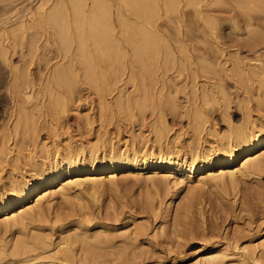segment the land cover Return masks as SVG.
<instances>
[{
	"label": "rangeland",
	"instance_id": "374dc122",
	"mask_svg": "<svg viewBox=\"0 0 264 264\" xmlns=\"http://www.w3.org/2000/svg\"><path fill=\"white\" fill-rule=\"evenodd\" d=\"M23 1L24 3H22V5L24 4L26 5L28 3L33 4V9H35V7H37V4H38L37 3L38 0L36 1L23 0ZM23 1L21 0L20 2H23ZM155 1L153 0V2ZM0 2H1L0 4L3 6H6L8 4L7 1L2 2L1 0ZM253 2L257 4L256 9L261 8L260 0H257V1L253 0ZM150 3H151V0H149L148 5ZM155 3H159L160 5H158L157 7L161 6L163 10L162 9L160 10L156 6H155V9L153 10H156L157 8V10L158 9L159 10L156 12L158 13L161 11L159 14L164 15V10H165L164 3L161 4V0H157V2ZM153 5H156V4L153 3ZM153 5H150V7L152 6L151 8H149L148 6V9L150 10L154 8ZM156 12L154 11V13ZM0 13H1L0 18H2L3 12H0ZM147 13L148 15L149 14L151 15V13L149 12ZM125 14H129V13L126 12ZM173 15H175V13L168 14L167 16L169 18V17H173ZM260 16L261 15L255 14L254 16L255 20H253V23L254 24L257 23L258 26H256V24L254 26H251V28L249 26L247 27V25L243 26V31L245 30L244 32L245 34L242 35L243 40L241 38L242 36L239 37L238 40L235 37H233V39L232 38L229 39L231 42L230 44L233 43L231 46L233 47L234 45L240 46V44H242L241 46L243 47H239L241 48L240 51L239 49L238 51H236L238 48L236 46L234 47L236 49H233L232 47L227 48L226 51L224 52V55L220 58V61L218 59L214 60L215 62L218 61L217 64L220 63L219 65L215 64L214 61H213L214 63L208 62L205 64V62L207 61H202L201 63V60H198V63L195 62L194 65L191 66L181 60L180 54L178 51H175L177 52V54L175 53V55H173L174 58H172L171 54L167 52L166 48L164 50L165 54H163L164 52L162 53L163 49L160 48V51L159 49L156 51L157 54L155 52L151 53V54H154V57L151 54L148 55V57L146 55L141 57V59L143 58L145 61L142 62L143 61L142 60L141 62L144 64L140 62L139 63L140 66H139L138 64L139 60L135 59V56H133L134 58L131 57L132 48H133L132 44L134 45L140 44L139 41L136 40L137 37L135 33L133 32L134 36L131 35L132 29L129 30L127 37H129L131 41L133 39L131 37H135V39H133V42H131V45L128 48L129 49L128 55H126L127 52L123 54L124 51H121V50H124V49H120L121 48L120 46L119 47L111 46L110 50L111 52L112 51L113 52L109 53L110 52L109 51L108 55L110 57L111 56L113 57V58L111 57L113 69H109V68L108 69L111 70L112 74L110 75L111 72L108 70L109 73L107 71L105 79L103 77V80L102 79L101 80L102 82L106 81L105 82L106 85L107 84L109 85L111 83V85L109 86L107 85L108 89L114 84L113 86H114L115 91H113L112 95H110L111 97L108 96L109 101L108 100L106 101V105L104 107L105 110L104 108L103 110L104 112H106L105 114L107 115L111 114V115L119 116V117L122 116L123 119L121 120L120 124L123 122L122 124H125L126 126H128L126 127L124 125L122 126V124L120 125L124 127V128L122 127L120 128L119 133L121 134H118L115 132V130L113 129L114 127L113 125L110 126V129L112 130V133H111L112 138L115 144L119 140L116 144V147L118 146V148L124 149L125 144L130 145L129 142L131 143V141L135 145H138V143H141L137 147H141V146L143 147L145 145L144 147L147 148V147H150L151 145H155L156 144L155 137H154L155 135L153 131L152 133L150 131L151 130L150 123L152 124L151 119L153 117L151 115L152 113H154V115L159 114L164 118L166 116L165 123L168 125V126L166 125L168 128L166 132V135H167L166 137L169 140L167 142L168 143L171 142V144H169V147H171V150L173 151L174 155L175 154L177 155L182 150H185V148L188 149V147L190 146L192 142H193L192 143L193 145L195 144L194 146L198 148L200 147L201 149L203 147L208 148L207 145L209 144H210L209 146H212V147L214 146V143L215 145L217 144V140H218L217 138H219V135H217L216 133H211L209 129L201 133L200 136L194 135L193 126L189 125V122H190V118H192L191 116H194V114H196L198 110L199 112L200 110L201 112L202 110L204 112L205 111L207 112V109L210 108V106L216 109V112L214 116H212L211 121L215 122L216 120V122H218L217 129L218 131L222 129L221 131L222 133H224L225 131L227 132V127L229 126V123L226 120L222 122L221 118H219V115L221 113L223 115V107L224 108L226 106L229 107V112L231 113L230 121L232 123L233 122L234 123L236 122V124L243 123V113L245 111L244 108L246 106H250V108L252 109L251 114L254 116V118L258 119L257 114L261 115L264 118V106L255 105L257 104L256 103L257 100L255 99L257 96V93L259 91L260 92L264 91V70L262 71V69H264V64L261 67L262 73H260L261 71L259 72L258 70L253 71L252 67L250 68L249 64H247L248 62L255 64V62L253 61L254 60L253 58L256 56L261 57L264 61V41H261L262 34H260V33H263L264 30L263 32L261 31L263 27L261 24L262 20ZM131 19H132L131 22L133 24L134 17L132 15H131ZM51 26L52 25H50L48 31H52L51 28L55 26L58 27L57 25H53L52 27ZM252 27H255L256 29ZM251 29H254V30L251 31ZM31 30L36 34V35L34 34L36 37L39 36L40 38V39L38 38L39 42L35 40L36 37L33 36L32 34L33 32ZM53 30H56V29H53ZM258 30H260V33ZM25 31L27 32V33L25 32V37L27 38L24 37L21 40V36H20L21 33L19 32H18L19 37L18 36L15 37L14 40L17 41V47L15 48V50L11 47L9 48V52L7 55L8 62L4 57L1 58V56H3L2 55L3 50L6 51L5 49H7V47L5 46L7 43L5 42V45H2L3 44L2 40H1L2 43H0V49L2 50V52L0 53V80H1L0 81V135L2 136L0 137L2 139L0 141L2 142L7 141L6 144L10 145V147L12 145L11 148H14V152L11 155V157L17 158L16 164H13L11 160H8L6 163L7 167L4 170L0 171L1 173L0 174V185H1L0 188L4 187V189L8 188L9 182H10V179H9L10 177H8L7 175L10 176L14 174L15 177L16 176L20 177L22 176V174L30 175L32 173L33 165H35V162H42L43 160H46V157L42 156L40 152V144H42V142H45V140L46 142L47 141L49 142L48 146L51 148L52 151L58 147L62 148L64 147V145L66 144L68 145L69 143L71 145L72 144L74 145V144H79L82 142V144H84L85 146L88 144L85 142L84 137H82V134H80L81 136L78 134L80 133V131L77 132L78 131L77 124L78 123L80 124L81 121H83L81 119H84V117L87 118L86 117L88 115L87 112H89L87 110V106L89 105L88 103H90V100L88 98V91H87L88 88H86V87H89L88 85H90L89 83H87L88 82L87 79H89V77L86 76L85 73H83L85 72L84 69H81L82 67L85 68L84 67L85 60H83V58L80 59L79 58L80 56H77L76 54L77 49L71 48L73 45L72 46L70 45L71 46L70 51L68 50L69 49L68 46H67L68 48L67 47L65 48L66 46L65 44L64 46L60 45L61 47H64L63 50L61 47H60L61 49L58 48V45L61 44V41H62L61 38L59 37L56 38V39L59 38L60 43L58 40H57L58 42L56 43H51L50 41L54 42V36L50 35V37L52 38L51 40L50 38H48L49 36L48 37L43 36L45 33V30L38 29L37 27L34 30L33 28L32 29L27 28L25 29ZM255 31L259 33V36L257 35V33H255V35H257L258 37H261L260 41L255 42V40H253L254 37L255 38L257 37L253 34ZM30 35H32L33 37ZM11 36H10L11 39L14 38V36L12 37ZM28 38L34 39L36 45L38 46V48H36L37 50L33 49L32 48L33 46L31 47V45H29L30 44L29 41L31 39L29 40ZM44 38L45 39L47 38L50 40V41L48 40V44H45L46 41ZM18 40H20L19 42L21 44H19ZM240 40L241 42H238ZM247 40L248 41L253 40L252 42L253 44L252 43L250 44V41L248 42ZM49 42H50V46H49ZM254 42L257 44L255 45ZM247 43L249 44V46L246 45ZM52 44H53V47L51 46ZM54 45H56L57 47ZM26 46H28V49ZM176 46L177 44H175V46L173 44V48ZM250 46L252 48H250ZM118 48H119V51H118ZM12 49H13V52L15 51L14 54L12 52ZM53 49H56V50H53ZM27 50H29L33 54ZM73 50L75 51V53L73 52ZM116 50L119 52L118 53L119 56L117 55ZM175 50L177 49L175 48ZM234 50L236 51V54ZM26 51L32 55H30ZM56 51L58 52L56 53ZM120 51L122 52V54ZM64 52H66V55L67 54L68 55L65 56V59H62V55ZM229 52L231 53L233 58L235 57V55L238 56L237 59L239 61H236V57L232 59V57H230L231 55L229 54ZM73 53L76 55H74ZM159 54L160 56H158ZM166 54L168 58L166 57ZM71 55H73L74 58ZM123 55L125 56V59ZM23 56H26L24 58L29 57V59L27 58L28 60L32 61L33 63L34 61L35 63H37V65L31 64V66H29V72H31L30 75L32 74L31 77H33V78L30 77V78L32 79V81H34V84H36L35 89L37 91L35 90L34 92H32V95L34 94L33 96L35 97L34 99H32L33 101L32 100L30 101H32L33 103L28 102L29 104H26L28 105V108L31 110V112L29 110V115H28V117H30L31 120L28 117L25 119L24 117L22 116L20 117L19 115V118H20L19 125L20 126H18L19 128L18 127L16 128V131L19 132L17 133L15 132V125H14L15 122L12 121V118L13 120L16 118L12 116V114H16L15 113L16 108L15 106H13L14 104L11 100L12 98H10L11 95L9 94V89L11 87L10 86L11 85V67L12 68L17 67V69H20L22 76L20 77L19 81L20 82L25 81V76L23 74H25L26 68L23 69L24 68L23 63L25 61ZM115 56L116 57L118 56V59H114ZM239 56L242 57L243 59L240 58ZM30 57H33V60H31ZM67 57L68 58L70 57L69 58L70 60H67L68 59ZM77 57L80 60L79 59L77 60ZM81 57H82V54H81ZM146 57H147V60H146ZM45 58L48 60L46 61ZM75 58L77 62L79 61L78 65H77V62H75ZM166 58L168 60H166ZM160 59L161 60L163 59V60L161 61ZM169 59L172 62V64L174 61L175 65L173 64L174 65L173 67L169 66L171 64V63L169 64L170 62ZM50 60L52 63L50 62ZM113 60L115 62H113ZM127 60L129 61L128 64H127ZM130 60L132 63L130 62ZM157 60H158L157 63L159 65L154 63ZM177 60H180V64L178 63L179 61ZM195 60L197 61V59ZM234 60L236 62L235 64H233ZM240 60H243V61L245 60L244 61L245 63L242 65ZM246 60L247 61L249 60V61L247 62ZM65 61H67V64H68V65L65 64L66 66L65 70L67 71L65 70L62 71L65 67L64 66ZM70 61L72 62L74 61L73 62L74 64L71 63L72 66H70L69 64ZM80 61L83 63H81ZM146 61L148 63H145ZM149 62L151 64L153 62V64L150 65L151 67H149V64H150ZM163 62L164 64L168 66H164ZM181 62L182 63L184 62V65L181 64ZM196 63L199 69L197 68ZM145 64H147L148 67L145 66ZM154 64H156L157 66H155ZM207 64L209 65L208 67H206ZM236 64L239 66L241 65L242 67L244 66L243 67L244 70L243 68L237 66ZM256 64L259 65L260 63H256ZM57 65H60L62 69L58 68L59 66L57 67ZM131 65H133L134 67H132ZM188 65H189V68H188ZM246 65H248L249 67L247 66L248 68H246L245 67ZM68 66H70V68L72 67L73 71ZM130 66L132 67V69L129 68ZM161 66L165 67V69H163ZM56 67L58 68V70L60 69V71H62V73L64 74V75L62 74L63 76L60 74V71L55 70ZM127 67L129 68V72H128ZM238 67H239V70H238ZM52 68H53V71H51ZM150 68H153V70ZM181 68H185V69L180 70ZM202 68L204 71H206L204 72L205 74L202 73L203 72ZM209 68L212 69V71L209 70ZM135 69L136 71L134 73L133 71ZM249 69L252 71H250ZM115 70L116 72H118L119 70H121L122 72L119 71L121 73H116ZM144 70H148V71L145 72ZM50 71L53 73H51ZM68 71L70 72L68 73ZM71 71L76 73L77 75L75 74L72 75L73 73L71 74ZM143 71L145 72L144 74L146 76L143 75ZM153 71L154 72L156 71V72L153 73ZM115 73L117 74L116 76H115ZM52 74L53 75L58 74V75L53 76ZM51 75L52 77H50ZM108 75H109V79L111 78L110 80L108 79ZM57 76L61 77L62 80L61 78L58 79ZM79 76H84V77H82L83 79H81V77ZM112 76H113V80L115 79V81L112 80ZM128 76L131 79L130 82H128L129 81V78H127ZM48 77H50L51 80ZM74 77H76V80H74L75 79ZM47 78H48V81H47ZM63 78H65L66 80ZM49 80H50L51 86L49 85ZM82 80H84L85 84H83ZM118 80L120 81V83L118 82ZM57 82H59V84ZM60 82L63 84H61ZM139 82L141 86L138 84ZM54 83H57V84L54 85ZM105 84L104 86H106ZM48 85L52 89L47 88ZM63 86L65 89L63 88ZM121 86H122V89H121ZM135 86H136V89H135ZM50 90L52 91V93ZM136 90H138L137 93L139 94L141 93L144 95L145 93L146 96L145 95L144 96L146 98L145 99L146 102L144 104L146 105H141V107L137 105L136 107L133 104L135 107L132 105L133 107L129 106L128 108H126V106L122 107L118 105V102L116 100L120 96L123 97L124 99L125 97H127V95H129V93L130 95H133L134 92H136ZM121 92L124 93V95ZM112 97L114 98L112 99ZM63 101L66 102L65 105L64 103H62ZM93 105L96 106L94 107L95 112L96 110H99L98 104L95 105L94 103ZM35 106L37 108L34 111V109L32 110V108H34ZM19 111L20 110L17 108V114H16L17 118H18V114H21ZM32 111H34L35 113ZM142 111L148 117L146 119L147 121L144 122L146 125V126H143L144 128L140 129L139 126H136L137 123L134 126V123H130V122L128 123L126 118H124L130 115L131 113L135 114L136 118H139L138 117L139 114L137 113H140ZM30 113L31 114L34 113L33 114L34 117ZM235 113L236 114L238 113V117L237 115L236 116L234 115ZM49 114L52 116V118ZM67 116L72 117L70 118V121H69L70 124L67 123L65 120V117ZM77 117L78 118L81 117V119H78ZM17 118L14 121H17ZM37 118L38 120H36ZM51 119L53 122L54 121L55 122L53 123ZM23 120L26 123V126L23 125L24 124ZM86 120L87 119H84V122H82L80 126L84 127V125L87 122ZM147 122H149V124ZM221 122L223 125H221ZM36 123L38 124V126L36 125ZM112 123L116 124L115 120H113ZM28 125L30 126L28 127ZM95 125L96 123L93 126ZM130 125L133 128L130 127ZM7 126H11L12 127L11 130L14 129L13 130L14 133H12L11 130H9L10 132L7 133L8 130L5 129V127L7 128ZM35 126L38 127L36 129H39V130H36L38 133L34 130ZM48 126H50L49 128L51 129L48 128L49 130H47L46 127ZM51 126H53V129ZM87 126L85 125L86 128H88L90 125L88 127ZM128 129H131V130H128ZM3 133L5 137H3L4 136ZM115 133L118 135H116ZM133 134L135 137L133 136ZM8 136L10 138H8ZM80 138L81 140H79ZM68 139L70 141H68ZM167 139H165V142ZM194 139H197V141L196 140L193 141ZM198 139L200 140L198 141ZM66 140L68 141V143ZM96 141L97 139L95 138L94 140H92V142H90V144H93ZM151 141L153 144L151 143ZM145 142H148V144H144ZM201 145L203 146L201 147ZM182 147L183 148L185 147V148L183 149ZM15 152H17L18 155ZM262 152L263 151L259 153V157L262 156V159L264 160V152L263 153ZM207 174L209 176L210 174L212 175L213 172H208ZM162 175H163L162 173H157V174H153L149 172L140 173L139 171L136 172L135 174L120 173L119 176H116L117 179L115 178L113 182L108 180L109 178H103L105 176L103 177L99 176V178H102V180L104 179V181H102L101 185L98 187L97 190H93L90 188L89 185H86L84 187L75 188L74 189L75 192H71V194H69L66 198L57 197L52 201L44 200L42 202V208H44L43 215L35 218V220L33 219L32 222L27 225L26 230L28 231L29 236H31L32 233H33L32 234L33 237H36L42 234L43 236L44 235L47 237L49 236L48 240H50L49 242L51 246L49 250L46 251L47 253L44 256L42 254L44 253L43 251L41 250L37 251L40 254H42V257H41L42 259L40 258L41 255L39 257H36L35 252H34L32 253V256H30L31 258L28 257L29 260L28 258L26 259L27 262H21V263L22 264L24 263L25 264L26 263L27 264L48 263V261H52V259L55 258L56 260H53L54 264H57L56 262H58V264H79V263L81 264L82 262L84 264H205L206 261H208L211 256L213 257L211 260L212 264H264V167H263V170L262 169L259 170L258 172L252 174L250 177H246V178L240 177L238 180V184H235V185L229 184V183L225 184V183H222L220 180L219 181L208 180L205 185H202L200 188L196 190L188 189V187L183 186V185L173 186L170 183V180L163 178ZM200 177L201 176L198 175V178ZM188 203H191V209L186 208L187 207L186 205ZM88 209L90 210V212ZM192 209L194 211H192ZM189 210H191V212ZM84 218L87 220L85 221ZM1 219L2 218L0 217V220ZM27 231H23V232L27 233ZM76 231L78 233H75ZM80 231L83 234H81ZM96 236L97 238H95ZM65 237H67V239L69 237L68 239L69 241ZM62 238L63 240L64 239L67 240L66 244H69L70 245L69 247H67L68 245L66 244L62 245L63 243ZM98 238L100 240H103V242L97 241ZM4 239H5L4 236L0 237V245L2 242L4 243ZM85 239H88L90 241H86ZM88 242H90V244ZM98 242H100V244H98ZM57 244L58 245L60 244V245L58 246ZM87 245L89 247L90 246L92 247V252L90 250L91 247L88 248ZM57 246L61 248H64V247L70 248L68 251V254L66 252L67 248L62 249V251L60 250V254L56 253L55 252L56 249L57 251H59V248H57ZM64 250L65 252H63ZM48 253L50 256L47 255ZM53 253L58 254V255H55ZM71 253H72V256H71ZM81 254L82 255L85 254V256L82 257ZM46 255L50 258L52 256L53 258L50 260L48 259ZM60 255L61 257L63 255L65 256L68 255L69 256V257L67 256L68 260L65 257L67 261H61ZM79 257L84 258V259L79 260L78 262L77 259H79ZM36 258H38L39 260ZM13 259L14 258H12L11 256H8L7 258L0 261V264H7V263L16 264V262L14 261H16L17 259L16 260H13ZM20 259L22 260L25 258H20ZM32 259H34L35 262H33L34 260ZM85 259L87 261H85ZM21 263H17V264H21Z\"/></svg>",
	"mask_w": 264,
	"mask_h": 264
},
{
	"label": "bare ground",
	"instance_id": "6f19581e",
	"mask_svg": "<svg viewBox=\"0 0 264 264\" xmlns=\"http://www.w3.org/2000/svg\"><path fill=\"white\" fill-rule=\"evenodd\" d=\"M3 1H5V2L7 1L8 6L7 5L3 6L0 4L1 5L0 7H2V6L4 7V8L3 7L0 8V12H3L2 18H0V43L3 42L2 45H5V42H6L7 44L5 46L7 47V49H5L6 51L3 50V52L0 49L1 50L0 53L2 52V55H3V56H1V58L4 57L8 62L7 55L9 52V48L11 47L15 50V48L17 47V41L14 40L15 37L16 36L19 37V33H21L20 36H21V40H22L25 37V32H26L25 29H27V28H29V29L33 28V30H34L35 28L38 27V29L45 30V33L43 36H45V37L49 36L48 38H50V40L52 39L50 37V35L51 36L53 35L54 36V42L50 41L47 38L46 39L44 38L46 41L45 44H48V40L51 43H56L58 41L60 43L59 38H61V40H62L61 44L57 43V44H59L58 48L61 47L60 45L64 46V44H65L66 45L65 48L68 46L69 47L68 50L70 51V47L73 45L71 48L77 49L76 50L77 56H80L79 57L80 59L83 58V60H85V62H84L85 65L83 64L85 68L82 67L81 69H84L85 72H83V73H85L86 76L89 77V79L85 78L88 81L87 83L90 84V85H88L89 87H86V88H88V90H87L88 91V98L90 100V103H88L89 105L87 104L88 105L87 110L89 112H87L88 113V115L86 116L87 118L84 117V119H87L86 121L88 122V124L86 122L85 125L86 126L90 125V126L89 127L87 126L88 128H86L85 125H84V127L80 126V124L82 122H84V119H81V117L80 118L77 117L78 119L83 120V121H81L80 124L79 123L77 124L78 125V128H77L78 131L77 132L80 131V133H78V134L79 135L82 134V137H84L85 142L88 143L86 146L84 144H82V142L79 144H74V145L73 144L71 145L69 143L68 145L67 144L64 145V147H62V148L58 147L52 151L51 148L48 146L49 142L48 141L46 142V140H45V142H42V144H40V152H41L42 156L46 157V160H43L42 162H35V165H33L32 173L30 175H23L22 174V176H20V177H17V176L15 177L14 174H12L10 176L7 175L8 177H10L9 178L10 182H9L8 188L7 189H4V187L0 188V217L2 218L0 220V237L4 236V238H5L4 243L2 242L0 245L1 246V248H0V261L7 258L8 256H11L12 258H14L13 260L17 259L16 261H14V262H16V264L21 263V262H27L26 259L28 257L32 256V253H34V252H35L36 257H39L41 255L40 256V258H41L42 254L44 256L47 253L46 251H48L50 246H51V244L49 242L50 240H48L49 236L48 237L45 235L43 236V234H42V235H38L36 237H33V235H32L33 233L31 234V236H29L28 231L26 230L27 225L29 223H31L33 219L35 220V218L43 215V209L44 208H42V202L44 200L52 201L57 197L66 198L69 194H71V192H75L74 191L75 188L84 187L86 185H89L90 188L93 190H97L98 187L101 185L102 181H104V179L102 180V178H99V176H102V177L105 176L103 178H109L108 180L113 182V180H115L116 176H119L120 173L135 174L138 171L140 173L141 172L142 173L143 172H149V173H153V174L162 173L163 174L162 177L165 179H169L170 183L173 186L183 185V186L188 187V189L196 190V189L200 188L202 185H205L208 180H217V181L220 180L222 183H225V184L229 183V184L235 185V184H238V180L240 177H244V178L250 177L252 174L258 172L259 170H261V169L263 170L264 160L262 159V156L259 157V153L261 151L264 152V118L259 114H257L258 119L254 118V116L251 114L252 109L250 108V106H246L244 108L245 111L243 113V123H241V124H236V122L235 123L233 122L234 123L233 124L230 121L231 113L229 112V107L228 106H226L225 108L223 107V115L221 113L219 115V118H221L222 122L224 120H226L229 123V126L227 127V132L225 131L224 133L221 132L222 129L220 131H218V129H217V125H218L217 123L218 122H216V120H215V122L211 121L212 116H214V114L216 112V109L212 108L211 106H210V108L207 109V112L206 111L204 112L203 110H202V112H201V110L199 112V110H198V112L196 114H194V116H191L192 118H190L189 125L193 126L195 136L196 135L200 136L201 133H203L207 129H209V131L211 133H216L217 135H219V138H217L218 139L217 144L215 145V143H214L213 147L209 146L210 145L209 144V145H207L208 148L203 147L201 149L199 147L200 148L199 149L198 147L194 146L195 144L194 145L192 144L193 142L191 140L192 143L190 144V146L188 147V145H187L188 149H186L184 147L185 150H182L177 155L176 154L174 155L173 151L171 150V147H169V144H171V142L170 143L167 142L169 140L166 137L167 136L166 132L168 129L167 128L168 125L165 123L166 116L164 118L159 114L154 115V113L151 114L153 117L151 119L152 124L150 123V125H151L150 131H151V133L153 131V133L155 135L154 136L155 137V143H156L155 145H151L150 147H147V148L144 147L145 145L143 147L142 146L137 147L141 143H138V145H135L130 140L132 144L130 142H129L130 145L125 144V148L123 147L124 149L118 148V146L116 147V144L119 140L115 144V142L112 138V134H111L112 130L110 129V126L113 125L114 126L113 129L115 130V132L118 134H121V133H119L120 128L123 125L124 126H126V125L122 124L123 123L122 122L121 123L122 126H120L121 125L120 122L123 119L122 116L119 117V116H114L111 114L110 115L105 114L106 112H104V110H105L104 107L106 105V101L109 98L108 96L112 95V93H113V91H115V89L113 86L114 84L108 89V87H107L108 84L106 85L105 84L106 81L102 82V80H103V77L105 79L107 71L109 69H113V66H112L113 64H112V59H111L112 56L110 57L108 55L109 51H110L109 53L113 52V51L111 52V50H110L111 46H118V47L120 46L121 47L120 49H124V50H121V51H124L123 54L126 52H127L126 55L129 54L128 48L130 47L131 42H133V39H135V37H131V38H133L131 41L130 38L127 37V34L129 32V30H131V29H132L131 35L134 36V34H133V32H134L136 37H137L136 40L139 41V43H140L138 45L132 44L133 48H132V56L131 57L135 56V59L139 60L138 64L142 60H143L142 62L145 61L143 58L141 59V57H143L144 55H146L148 57V55H150L151 53H154V52L156 53V51L158 49L160 51V48L163 49L162 53L164 52V50L166 48L167 52L169 54H171L172 58H174L173 55H175V53L177 54V52H175V51H178L180 54L181 60L184 61L186 64H189L191 66H193L195 62L198 63V60H201V63H202V61H207V62H205V64L208 62L214 63L215 59L216 60L218 59L220 61V58L224 55V52L226 51L227 48L232 47L233 49H236V48H234L236 45H234V47L231 46L233 43L230 44L231 42L229 39H231V38L233 39V37H235L238 40L239 37H241L243 34H245L244 33L245 30L243 31L244 25H247V27L249 26L250 28H251V26H254L255 24H256V26H258L257 23H255V24L253 23V20H255V17H254L255 14L261 15L260 18L262 20L261 24L263 27V29L261 31L263 32V30H264V0H260L261 8H258V9H256L257 4L255 2H253V0H161V4L164 3V6H165L164 15L159 14L161 11L158 13L156 12L159 9L163 10V8H161V6L157 7L158 5H160L159 3H155V2H157V0L156 1L154 0L155 2H153V0H151V3L149 5H148L149 0H38L37 1V3H38L37 7H35V9H33V4H30V3H28L26 5L25 4L22 5V3H24L23 0H22L23 2H20L21 0H2V2ZM32 1H36V0H32ZM152 2L156 5H153ZM150 5H153L154 8L149 10L148 6H149V8L152 7V6L150 7ZM155 6L159 9L157 10V8H156V10H153V9H155ZM162 7H163V5H162ZM125 11L128 12L129 14H125L126 13ZM154 11L158 14V16L156 13H154ZM147 12L151 13L152 16L154 14H156V15H154L152 17L150 14L148 15ZM174 13H175V15H173V17L168 18V16H167L168 14H174ZM131 15L134 17L133 24L131 22L132 21ZM50 25H52V26L57 25L58 27L55 26V27L51 28L52 31H48ZM252 28L256 29L255 27H252ZM53 29H56V30H53ZM254 29H251V31ZM57 30H59V31H57ZM256 31L254 33L253 32L252 33L254 35H255V33H257V35L259 36L260 30H258L259 33ZM11 34H12V36H14V38H12V39L10 38ZM32 34H33V36L36 35L34 32ZM39 34H41V33H39ZM260 34H262V38L255 35V36H257L256 38L254 37V39H253V40H255V42L260 41V38H261V41H264V32L260 33ZM30 36H32V35H30ZM57 37H59V38L56 39ZM25 38H27V37H25ZM38 38H39V36H37L35 40H37L39 42ZM241 38L243 40V36ZM28 39L30 40L31 38H28ZM32 39L30 41L28 40L30 43L29 45H31V47L33 46L32 47L33 49L38 48L34 39L33 40ZM251 39H252V37H251ZM1 40H2V42H1ZM253 40H251V41L249 40L250 44L253 42ZM19 41L20 40H18V42ZM90 41H91V43H90ZM50 42H49V46H50ZM232 42H233V40H232ZM238 42H241V40ZM255 42H254V44L256 45L257 43H255ZM260 43H262V42H260ZM19 44H21V43L19 42ZM173 44H174V46H175V44H177V46L173 48ZM234 44H236V43H234ZM241 45L242 44H240V46L239 45L236 46V47H238L236 51H238V49L240 51L241 48H239V47H243ZM246 45L249 46L248 43ZM246 45H244V46H246ZM51 46L53 47V44ZM54 46H56V45H54ZM26 47L28 49V46H26ZM31 47H29V48H31ZM61 48L63 50L64 47H61ZM114 48H116V47H114ZM175 48L177 50H175ZM250 48H252V47L250 46ZM255 48H256V46H255ZM13 49H12V52H13ZM56 49H53V50H56ZM242 49H244V48H242ZM29 50H27V51H29ZM16 51H18V50H16ZM118 51H119V48H118ZM118 51H117V55L119 56ZM236 51H235V54H236ZM249 51H251V50H249ZM10 52H11V50H10ZM14 52H13V54H14ZM29 52H27V53H29ZM57 52L58 51H56V53ZM73 52L75 53L74 50H73ZM30 53H32V52H30ZM67 53H69V52H67ZM162 53H160V54H162ZM32 54H30V55H32ZM76 54H74V55H76ZM81 54H82V57H81ZM121 54H122V52H121ZM160 54L158 56H160ZM163 54H165V52ZM167 54H166V57H167ZM229 54L231 55L230 52H229ZM63 55H62V59H65V56H67L68 54L66 55V52H64ZM151 55L154 57V54H151ZM26 56H23V58ZM43 56H44V54H43ZM71 56H73V55H71ZM118 56L117 57L115 56L114 59H118ZM50 57H52V56H50ZM147 57H146V60H147ZM230 57H232V55ZM235 57H236V61H239L237 59L238 56L235 55ZM27 58L29 59V57H27ZM27 58H24L25 61L23 60L24 61V63H23L24 68L23 69L26 68L25 74H23L25 76L24 82L19 81L20 77L22 76L20 69H17V67L12 68L10 66L11 67V85H10L11 87L9 89V94L11 95L10 98H12L11 100L14 104L13 106H15V108H16L15 113L17 114V108L20 110L19 112L21 113V114H18V118H17L16 114H12V116L14 118L15 117L17 118V121H14L16 118L14 120L12 118V121L15 122V124H14L15 125V132H17L16 128L18 126H20L19 125V123H20L19 115H20V117L22 116L25 119L28 117L30 109L28 108V105H26V104H29L28 102H32L33 101L32 99H34V97H35V96H33L34 94L32 95V92H34L36 90L35 89L36 84H34V81H32V79H31L33 77H31L32 74L30 75L31 72H29V66H31V64L37 65V63H35V61L33 63L32 61L28 60ZM69 58L67 60H70ZM73 58H74V56H73ZM79 58L77 57V60ZM167 58H166V60H168ZM234 58L232 57V59H234ZM240 58H242V57H240ZM30 59L33 60V57H30ZM120 59H121V57H120ZM124 59H125V56H124ZM150 59H151V57H150ZM154 59H156V58H154ZM177 59H179V58H177ZM195 59H197V61ZM253 59H254L253 61L255 62V64L248 62L249 60L248 61L246 60L248 62V63L247 62L246 63L249 64L250 68L252 67L253 71L258 70L260 72L262 69L261 67L264 64L263 59L259 56H256ZM9 60H11V59H9ZM47 60L48 59H46V61ZM222 60H224V59H222ZM62 61H64V60H62ZM169 61H170V59H169ZM177 61H179L178 63L180 64V60H177ZM244 61L240 60L242 65L245 63ZM50 62H51V60H50ZM73 62L72 61L69 62L70 66H72L71 63H73ZM75 62H77L76 58H75ZM113 62H115V61L113 60ZM128 62L129 61L127 60V64H128ZM130 62H131V60H130ZM157 62H158V60L155 61L154 63L159 65ZM184 62L183 63L181 62V64L184 65ZM217 62H215V64H217ZM41 63H42V61H41ZM78 63H79V61L77 62V65H78ZM81 63H83V62H81ZM145 63H148V62L146 61ZM170 63L172 64L171 61L169 62V64ZM197 63H196V66L198 68ZM235 63L236 62L234 60L233 64H235ZM256 63H260L261 65L260 64L258 65ZM65 64H67V61H65L64 66H65ZM142 64H144V63H142ZM152 64H153V62H152ZM152 64L150 63L149 67H151L150 65H152ZM156 64H154V65L157 66ZM171 64L169 66L173 67L175 65L174 61H173L174 65L173 64L171 65ZM219 64L220 63H218L217 65H219ZM8 65H10V64H8ZM23 65H22V67H23ZM163 65L168 66V65L164 64V62H163ZM189 65H188V68H189ZM70 66H68V67L70 68ZM114 66H115V64H114ZM131 66L134 67L133 65H131ZM131 66L129 67L130 69H132ZM139 66H140V64H139ZM145 66H147V64H145ZM204 66H206V65H204ZM208 66L209 65L207 64L206 67H208ZM237 66H239V65H237ZM247 66L248 65H246L245 67L248 68L249 66L248 67ZM57 67L62 69V67H60V65H57ZM116 67H117V65H116ZM161 67L163 69H165V67H163V66H161ZM206 67H205V69H206ZM239 67L243 68L244 66L242 67L240 65ZM239 67H238V70H239ZM56 68H55L56 71H60V69L58 70V68L57 69ZM65 68H66V66L64 67V69L62 71H64ZM129 68H128V72H129ZM70 69L72 70V67ZM150 69L153 70V68H150ZM157 69H159V68H157ZM182 69H185V68H181L180 70H182ZM214 69H215V67H214ZM202 70H203V68H202ZM209 70L212 71V69H210V68H209ZM243 70H244V68H243ZM263 70L264 69H262V71ZM51 71H53V68ZM56 71H55V73H56ZM62 71H60L61 75L63 74ZM65 71H67V70H65ZM72 71H71V74L73 73L72 75H74V74L77 75L76 73H74ZM109 71L111 72V70H109ZM109 71H108V73H109ZM119 71H121V70H119ZM119 71L116 72V70H115L116 73L122 72V71L121 72H119ZM135 71H136V69L133 72L135 73ZM144 71L147 72L148 70H144ZM144 71H143V75H145ZM211 71H209V72H211ZM250 71H252V70H250ZM262 71L260 73H262ZM69 72L70 71H68V73ZM155 72L153 71V73H155ZM204 72H206V71L203 70L202 73H204ZM240 72H242V71H240ZM51 73H53V72H51ZM57 73H59V72H57ZM116 73H115V76L117 75ZM153 73H151V74H153ZM244 73H246V72H244ZM111 74H112V72L110 73V75ZM122 74H124V73H122ZM136 74H137V72H136ZM52 75L50 77H52ZM56 75H58V74H55L53 76H56ZM113 76H112V80H113ZM129 76L127 77V78H129L128 82L131 81ZM50 77H48V78L50 79ZM79 77H81V79H83L82 77H84V76H79ZM140 77H141V75H140ZM48 78H47V81H48ZM57 78L60 79L61 77L57 76ZM74 78H75L74 80H76V77H74ZM63 79H65V78H63ZM108 79H109V75H108ZM50 80H49V85H50ZM56 80H55V82H56ZM61 80H62V78H61ZM84 80H82L83 84H85ZM121 80H122V78H121ZM113 81H115V79ZM118 82L120 83L119 80H118ZM9 83H10V81H9ZM19 83H21V84H19ZM38 83H39V81H38ZM57 83L59 84V82H57ZM57 83H54V85ZM87 83H86V85H87ZM61 84H63V83H61ZM104 84L106 86H104ZM138 84L140 85V82ZM49 85L47 88H50L51 85L50 86ZM109 85H111V83ZM63 88H64V86H63ZM50 89H52V88H50ZM68 89H69V87H68ZM121 89H122V86H121ZM135 89H136V86H135ZM138 90H136V92H134L133 95H130V93H129V95H127V97H125L124 99H123V97L120 96L116 100L118 102V105H120L122 107L126 106V108H128L129 106L133 107L134 105L136 107H137V105H139L140 107H141V105H146V104H144L146 102L145 101V99H146L145 93H144L145 96L141 93L139 94V93H137ZM66 91H67V89H66ZM120 91H122V90H120ZM51 93H52V91H51ZM69 94H70V92H69ZM122 94L124 95V93H122ZM114 97H112V99ZM58 98H59V96H58ZM255 99L257 100V102H256L257 104H255V105L264 106V91H262V92L259 91L257 93V96ZM30 100H32V101H30ZM53 101H55V100H53ZM64 101H65V99H64ZM64 101L62 103H64V105H65L66 102H64ZM94 103H95V105L98 104V107H99V110H96V112L94 111V109H95L94 107H96L93 105ZM115 103H114V105H115ZM48 105H49V103H48ZM92 105H93V107H92ZM60 106H62V105H60ZM224 106H225V104H224ZM36 108L37 107L35 106L34 108H32V110L34 109V111H35ZM103 108H104V110H103ZM64 110H65V108H64ZM34 111H32V112H34ZM143 111L140 113H137V114H139V116H138L139 118H136L135 117L136 115L132 114L131 112H130L131 113L130 115H128L124 118H126L128 123L129 122L134 123V126L137 123L136 126H139L140 129L144 128L143 126H146L144 122L147 121L146 119L148 117L144 114ZM30 112H31V110H30ZM33 114H31V115H33ZM118 114H120V113H118ZM128 114H129V112H128ZM234 115L235 116L237 115V117H238V113L237 114L235 113ZM33 117H34V115H33ZM28 118L30 119V117H28ZM51 118H52V116H51ZM70 118H72V117L71 116L65 117V120L67 123H69ZM54 119H56V118H54ZM36 120H38V118ZM113 120H115L116 124L112 123ZM51 121H52V119H51ZM23 122H24V120H23ZM74 122H76V121H74ZM222 122H221V125H223ZM29 123H30V121H29ZM31 123H32V121H31ZM37 123H38V121H37ZM37 123H36V125L38 126ZM95 123H96V125L93 126ZM147 123L149 124V122H147ZM69 124H68V126H69ZM23 125L26 126V123L24 122ZM51 125H53V124H51ZM75 125H76V123H75ZM131 125H133V124H131ZM131 125H130V127H132ZM29 126L30 125H28V127ZM31 126H32V124H31ZM49 127L50 126L46 127L47 130L51 129ZM51 127L53 129V126H51ZM126 127H128V126H126ZM11 128H12L11 126H7V128L5 127V129L8 130L7 133L10 132L9 130H11ZM36 128H38V127H36V126L34 127L35 131L39 130ZM122 128H124V127H122ZM42 129H43V127H42ZM13 130H11L12 133H14ZM128 130H131V129H128ZM4 133H3V135H4ZM17 133H19V132H17ZM75 133H76V131H75ZM118 134H116V135H118ZM49 135H50V133H49ZM38 136H39V134H38ZM133 136H134V134H133ZM208 136H210V135H208ZM1 137H0V140L2 139ZM3 137H5V135ZM32 137H34V136H32ZM8 138H10V137L8 136ZM95 138L97 139V141L93 144H90V142H92V140H94ZM5 139H7V138H5ZM165 139H167L166 142H165ZM79 140H81V138ZM84 140H83V142H84ZM195 140L197 141V139H194L193 141H195ZM199 140L200 139H198V141ZM68 141H70V140L68 139ZM68 141H67V143H68ZM6 142L0 141V171L4 170L7 167L6 163L8 160H11L13 162V164L17 163V158L11 157V155L14 152V148H11L12 145L10 147V145L6 144ZM148 142H145L144 144H148ZM72 143H73V141H72ZM151 143H152V141H151ZM36 144H37V142H36ZM202 146L203 145H201V147ZM33 147H35V146H33ZM15 153L17 154V152H15ZM9 165H10V163H9ZM208 172H213V174L212 175L210 174L208 176V174H207ZM196 174H197V176H196ZM198 175L201 177L198 178ZM186 206H187L186 207L187 209H191V203H188ZM199 206H201V205H199ZM196 209H198V208H196ZM189 211L191 212V210H189ZM192 211H194V210L192 209ZM199 211H200V209H199ZM89 212H90V210H89ZM89 214H87V215H89ZM203 214H204V212H203ZM86 217H88V216H86ZM86 220L87 219H85V221ZM23 231H27V233L23 232ZM75 233H78V232L76 231ZM80 233H81V231H80ZM81 234H83V233H81ZM65 238L67 239V237H65ZM95 238H97V236ZM95 238H94V240H95ZM99 238L97 241L103 242V240H100ZM68 239H69V237H68ZM62 240H63V238H62ZM67 240L64 239L62 245L66 244ZM85 240L90 241L88 239H85ZM51 241H52V239H51ZM97 241H95V242H97ZM88 243L90 244V242H88ZM92 244H93V242H92ZM98 244H100V242H98ZM66 245H68L67 247L70 246L69 244H66ZM58 246H57V248H59V251H57V249L55 251L58 254H60V250L62 251V249L67 248V247L61 248ZM87 247L90 248L91 246L89 247L87 245ZM67 249H66V252L68 254V251L70 248H67ZM39 250L43 251L44 253L40 254L39 252H37ZM90 250L92 252V247L90 248ZM53 251H54V249H53ZM63 252H65V250ZM49 253L47 255H49ZM53 254H55V253H53ZM58 254H55V255H58ZM55 255H53V256H55ZM81 255H80V257H81ZM67 256L63 255L61 257V255H60L61 261H67L68 257H69V256L68 257ZM71 256H72V253H71ZM83 256H85V254L82 255V257ZM65 257L67 258V260ZM80 257H79V259H77L78 262H79V260L84 259V258H80ZM20 258H25V259L21 260ZM52 258H53L52 256H51V258L48 257V259H50V260ZM76 258H77V256H76ZM212 258L213 257L210 256V259L208 261H206L205 264H212L211 263ZM36 259H38V258H36ZM43 259H44V257H43ZM28 260H29V258H28ZM32 260H34V259H32ZM53 260H56V259L54 258V259H52V261H48V263H40V264H54ZM69 261H71V260H69ZM85 261H87V260L85 259ZM33 262H35V260ZM9 263H11V262H9ZM56 263L58 264V262H56ZM35 264H37V263H35ZM81 264H84V263L82 262Z\"/></svg>",
	"mask_w": 264,
	"mask_h": 264
}]
</instances>
